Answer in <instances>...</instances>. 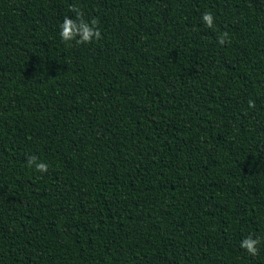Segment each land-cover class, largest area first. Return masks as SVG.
<instances>
[{"label": "trees", "instance_id": "1", "mask_svg": "<svg viewBox=\"0 0 264 264\" xmlns=\"http://www.w3.org/2000/svg\"><path fill=\"white\" fill-rule=\"evenodd\" d=\"M0 264H264V0H0Z\"/></svg>", "mask_w": 264, "mask_h": 264}, {"label": "clouds", "instance_id": "2", "mask_svg": "<svg viewBox=\"0 0 264 264\" xmlns=\"http://www.w3.org/2000/svg\"><path fill=\"white\" fill-rule=\"evenodd\" d=\"M69 10L74 13V18L65 16L63 21L59 24V37L61 41L69 42L75 40L77 44H87L100 38V31L95 19L91 21L85 20L83 18V13L76 7L70 6ZM201 19L208 27L211 28L213 26L214 17L211 12H205ZM224 38L225 37L220 38L219 43L223 44ZM27 166L34 167L39 173H44L48 170L47 163L38 161L36 157H28ZM261 242L259 237L248 235L241 241L240 248L245 250L248 255L255 257L258 255V245H260Z\"/></svg>", "mask_w": 264, "mask_h": 264}]
</instances>
